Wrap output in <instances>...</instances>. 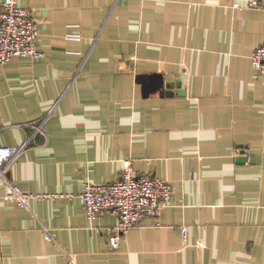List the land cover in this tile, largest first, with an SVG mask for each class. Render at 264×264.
<instances>
[{"label":"crops","instance_id":"crops-1","mask_svg":"<svg viewBox=\"0 0 264 264\" xmlns=\"http://www.w3.org/2000/svg\"><path fill=\"white\" fill-rule=\"evenodd\" d=\"M17 2L38 21L42 55L0 64V145L29 141L0 175V264H264V74L250 60L264 11ZM127 158L170 183L172 202L112 248L116 215L90 221L77 195L119 179ZM4 180L57 195L19 206Z\"/></svg>","mask_w":264,"mask_h":264},{"label":"built area","instance_id":"built-area-1","mask_svg":"<svg viewBox=\"0 0 264 264\" xmlns=\"http://www.w3.org/2000/svg\"><path fill=\"white\" fill-rule=\"evenodd\" d=\"M234 8H257L264 11V0H233ZM42 55L38 48V21L33 11L18 4L17 0L0 1V64H5L13 56ZM253 67L264 74V42L258 45L250 54ZM35 132L44 133L42 125L32 122ZM26 139L18 147L0 145V175L22 149L27 145ZM248 158V148L244 147ZM4 198L19 206H26L31 198L46 199L55 197L53 193H31L22 190L18 185L4 180ZM79 202L90 221L100 214L110 212L116 215L117 222L108 233V244L112 248L119 245L120 237L129 229L138 225L146 217L158 215L171 205L172 187L167 181L152 173H136L129 158L124 159L120 178L112 182H84L82 190L77 195ZM99 231L100 228L96 227ZM44 237L52 240L48 229L43 226ZM187 227L181 226V236L185 238Z\"/></svg>","mask_w":264,"mask_h":264}]
</instances>
